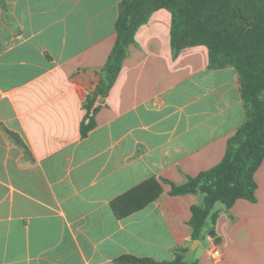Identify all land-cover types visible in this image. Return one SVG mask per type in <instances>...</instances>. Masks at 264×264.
Returning a JSON list of instances; mask_svg holds the SVG:
<instances>
[{
  "label": "crops",
  "instance_id": "obj_1",
  "mask_svg": "<svg viewBox=\"0 0 264 264\" xmlns=\"http://www.w3.org/2000/svg\"><path fill=\"white\" fill-rule=\"evenodd\" d=\"M121 0H0V264H264L263 200L215 204L214 230L190 249L201 193H162L118 218L110 201L154 177L179 184L222 158L243 123L241 82L210 68L204 44L176 54L170 12L154 10L128 45L95 124L83 100L116 39ZM218 237V241L215 238ZM214 249L216 252H214Z\"/></svg>",
  "mask_w": 264,
  "mask_h": 264
},
{
  "label": "trees",
  "instance_id": "obj_2",
  "mask_svg": "<svg viewBox=\"0 0 264 264\" xmlns=\"http://www.w3.org/2000/svg\"><path fill=\"white\" fill-rule=\"evenodd\" d=\"M159 8L170 12V45L175 54L186 46L204 44L210 68L231 66L237 71L245 119L227 138L222 158L212 167L187 176L179 184L150 177L112 199L110 206L118 218L125 217L155 200L163 191L162 182L169 184L171 195L201 193L202 202L190 207L188 224L191 239L202 240L207 234V221L211 228L215 224L217 202L229 208L239 198L257 201L255 172L264 160V0H121L115 42L98 71L97 85L83 100L81 136L93 128L95 114L116 79L135 31ZM188 251L189 246L177 248L167 261L130 255L118 260L132 264H195L187 259Z\"/></svg>",
  "mask_w": 264,
  "mask_h": 264
},
{
  "label": "water",
  "instance_id": "obj_3",
  "mask_svg": "<svg viewBox=\"0 0 264 264\" xmlns=\"http://www.w3.org/2000/svg\"><path fill=\"white\" fill-rule=\"evenodd\" d=\"M213 234H214V230H213V229H210V230L208 231V235H211V236H212ZM218 239H219V238L216 237V238H215V241H218ZM196 245H197V241H195V240L192 241V242H191V245H190V249H194V248L196 247Z\"/></svg>",
  "mask_w": 264,
  "mask_h": 264
},
{
  "label": "rangeland",
  "instance_id": "obj_4",
  "mask_svg": "<svg viewBox=\"0 0 264 264\" xmlns=\"http://www.w3.org/2000/svg\"><path fill=\"white\" fill-rule=\"evenodd\" d=\"M257 184H258V187H260V192H258L257 195H258V199L261 201V200H263V196H262L263 195V192H261V189H263V185H261L260 182L257 183ZM207 234H208V231H207Z\"/></svg>",
  "mask_w": 264,
  "mask_h": 264
},
{
  "label": "built area",
  "instance_id": "obj_5",
  "mask_svg": "<svg viewBox=\"0 0 264 264\" xmlns=\"http://www.w3.org/2000/svg\"><path fill=\"white\" fill-rule=\"evenodd\" d=\"M214 252H216V250L214 249Z\"/></svg>",
  "mask_w": 264,
  "mask_h": 264
}]
</instances>
